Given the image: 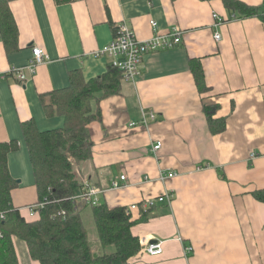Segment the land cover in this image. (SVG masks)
Returning a JSON list of instances; mask_svg holds the SVG:
<instances>
[{
	"label": "crops",
	"instance_id": "crops-1",
	"mask_svg": "<svg viewBox=\"0 0 264 264\" xmlns=\"http://www.w3.org/2000/svg\"><path fill=\"white\" fill-rule=\"evenodd\" d=\"M2 1L13 12L19 37L18 49L9 51L0 31V143H19L8 164L18 183L13 205L21 215L28 221L39 217L30 215L38 193L23 122L33 119L41 131L62 128L64 117L48 115L42 95L67 87L71 72L86 80L103 75L109 59L95 52L112 39L118 22L127 21L147 40L156 20L163 34L182 29L181 43L146 55L141 76L135 82L123 79L119 93H99L92 105L102 118L89 124L93 155L74 164L77 177L105 190L100 203L137 204L134 220L146 212L132 232L140 241H163V252L152 256L140 250L130 264H264V201L253 194L264 189L261 18L217 24L215 13L224 18L237 13L222 0ZM241 1L258 6L264 0ZM33 46L44 48L49 60L33 75L26 70L23 82L13 74L1 76L25 67ZM191 59L204 67L206 93L197 87ZM206 105L216 107L214 118H225L222 131H211ZM142 109H154L159 118L147 127H130ZM125 172L129 186L111 189L112 179ZM170 172L176 175L166 177ZM147 201L154 204L148 207ZM13 244L19 264H41L25 240L13 236Z\"/></svg>",
	"mask_w": 264,
	"mask_h": 264
},
{
	"label": "trees",
	"instance_id": "trees-1",
	"mask_svg": "<svg viewBox=\"0 0 264 264\" xmlns=\"http://www.w3.org/2000/svg\"><path fill=\"white\" fill-rule=\"evenodd\" d=\"M70 0H57L62 3ZM227 8L237 12L238 19L258 16L264 22V3L249 5L241 0H222ZM116 25L114 27V31ZM0 31L7 50L18 49L19 30L8 2H0ZM191 69L200 93L210 90L200 60L191 59ZM122 72L109 64L107 71L86 80L79 71L70 73V84L42 95L48 115H61L64 126L41 131L33 119L22 124L29 150L38 193L42 203L39 217L28 221L13 205L12 190L17 180L9 170L8 155L19 148L17 140L0 143V264H19L13 236L25 240L31 256L41 264H130L141 250V241L132 232L139 221L132 219L128 207H110L102 202L92 205L76 201L82 192L74 164L91 159L93 140L89 124L102 118L93 101L99 93L108 96L122 89ZM215 106L206 105L210 129L218 133L225 128V118H214ZM264 201V189L254 191ZM5 215L3 219L1 215ZM94 222L96 238L90 239L85 219Z\"/></svg>",
	"mask_w": 264,
	"mask_h": 264
},
{
	"label": "built area",
	"instance_id": "built-area-1",
	"mask_svg": "<svg viewBox=\"0 0 264 264\" xmlns=\"http://www.w3.org/2000/svg\"><path fill=\"white\" fill-rule=\"evenodd\" d=\"M264 3V1H263ZM214 18L217 24H223L226 21L235 20L237 16L232 14L228 18L219 16L217 13L214 14ZM151 26L154 31V35L147 40L141 39L134 27H132L127 21L123 20L118 22L114 31L112 39L104 45L102 48L95 52V55H105L109 59V64L117 67L123 75L125 81L135 82L142 74V65L146 55L154 53L163 49L172 48L182 41L183 31L179 27L174 28L171 32L163 34L159 31V24L156 20H151ZM222 35L220 32L215 33V39L221 40ZM49 54L44 48L39 46L32 47V57L25 67L13 68L5 75H15L21 82L27 78L26 70L33 75L37 67L42 63L49 60ZM159 118V114L154 109H142L141 118L138 121H132L130 127L143 126L147 127L152 122ZM161 147V142L153 147L154 150H158ZM257 155L253 153L251 158H255ZM175 172H170L166 177L171 178L175 176ZM149 178V177H148ZM164 179V177H163ZM128 174L121 173L111 181V189H121L129 186ZM102 188L94 185L89 180L82 181V192L80 195L75 196L76 201H85L92 205H98L100 203L99 194L104 192ZM166 197L171 200L172 193H167ZM154 203L147 201L146 206L151 207ZM43 206L42 203H37L30 207V215L35 216L39 214L38 209ZM137 204H133L129 207V211L137 208ZM3 219L6 216L1 215ZM2 237V233H0ZM141 250L149 253L152 256L160 255L163 252V241L146 240L141 241ZM187 252H191V247H187Z\"/></svg>",
	"mask_w": 264,
	"mask_h": 264
},
{
	"label": "rangeland",
	"instance_id": "rangeland-1",
	"mask_svg": "<svg viewBox=\"0 0 264 264\" xmlns=\"http://www.w3.org/2000/svg\"><path fill=\"white\" fill-rule=\"evenodd\" d=\"M86 227L88 229L89 237L94 242V239L96 238V228L94 225V222L89 220V218L86 217L85 219Z\"/></svg>",
	"mask_w": 264,
	"mask_h": 264
}]
</instances>
